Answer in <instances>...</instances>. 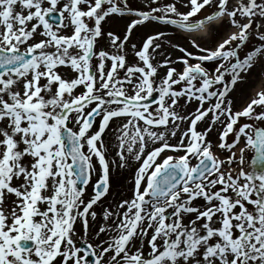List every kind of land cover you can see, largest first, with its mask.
I'll list each match as a JSON object with an SVG mask.
<instances>
[{"label": "snow or ice", "instance_id": "obj_1", "mask_svg": "<svg viewBox=\"0 0 264 264\" xmlns=\"http://www.w3.org/2000/svg\"><path fill=\"white\" fill-rule=\"evenodd\" d=\"M147 8L128 0H0V264H88L87 256L94 264H264V126L255 123L264 125V90L239 110L229 95L264 57V0H149ZM225 19L237 31L214 48L192 39L199 54L172 45L183 54L173 60L159 51V30L130 44L146 22L206 33ZM121 20L123 29L104 27ZM253 27L262 43L241 59ZM101 40L107 48L97 49ZM217 61L211 73L203 66ZM193 102V111H178ZM113 119L122 122L112 130L110 161L104 135ZM213 130L215 145L206 139ZM130 160L137 162L131 196L102 208L98 243L78 247L75 225L86 243L94 206L110 193L111 168Z\"/></svg>", "mask_w": 264, "mask_h": 264}, {"label": "rangeland", "instance_id": "obj_2", "mask_svg": "<svg viewBox=\"0 0 264 264\" xmlns=\"http://www.w3.org/2000/svg\"><path fill=\"white\" fill-rule=\"evenodd\" d=\"M149 0H128V3L137 8V9H144L148 10L147 4ZM172 2V0H158V4L162 5L164 3ZM234 3L235 0H232ZM258 2H261V0H258ZM177 8L180 11H186L187 9L183 8L180 3H177ZM211 9L206 8L205 10L202 11L199 15H205L208 12H210ZM259 19V18H257ZM125 20H128V18H125ZM155 24H149L146 26L138 27L133 35L131 36L130 44H136L139 46L140 42L144 39L146 34L153 32V31H162L165 33V36L162 38L161 41H158L162 44V49L159 51H163L164 54L168 55L170 54L171 58L175 60L176 57L182 56L183 54L178 51V49L173 48L172 45H179L181 47L186 48L189 51L199 53L198 49H194L191 46L190 41L192 39H195L198 44H200L201 47L203 48H214L217 43L221 42L223 39H225L231 32L237 31L234 27L230 26L228 23L227 19L223 21L221 25H214V27L208 31L207 35L204 34H196V35H191L189 32L185 31H180L177 33L176 30H163L160 29V27H154L152 26ZM124 26V20L119 21L116 24H108V29L109 30H115L117 27L120 29H123ZM107 30V26H106ZM260 32L264 33V27L260 28ZM253 34L249 36V39L246 41L245 45L242 46L241 49H239V57L243 59V57L249 52L254 50L256 47H258L262 42L259 41V39L254 35L255 33V28L253 27L252 29ZM70 34V33H68ZM236 42H233V46L235 45ZM108 47V42L105 40H101L97 44V49L100 48H107ZM130 47V45H129ZM109 51H115V49H108ZM131 56L132 53L131 51H128V58L129 61H131ZM162 57L158 56L156 59L160 60ZM154 63L156 61H153ZM93 63L95 64V58L93 60ZM217 62H208L205 64V68H208L209 72L211 73L213 69L216 67ZM62 74L64 73V70L61 69ZM242 79L238 80L237 83L233 86V90L230 92V98L233 100V109L234 110H239L242 106H244L251 98H253L256 94L257 91L264 90V57H257L254 62H253V67L246 73H241ZM227 78V77H226ZM43 83V81H41ZM183 105V102H181ZM196 105V104H195ZM195 105L190 104V106L186 105L179 111H181L182 114H186L187 112H191L194 110ZM197 106V105H196ZM207 106V105H206ZM122 121L120 119H114V122L111 125V128L109 130V133L106 134V138H104L105 142L110 145V149L108 152L107 158L111 161L113 159H116L114 154L116 148H114L113 144V136L114 132L112 131L115 129ZM246 122L244 118H241L240 123ZM252 123V121H247ZM258 126H264L260 125L259 122H255ZM71 126V125H69ZM182 128H186V124L181 125ZM205 127V124L203 123H198L197 130L202 131ZM179 138V135L175 139H171L170 142L173 140H177ZM207 140H210L213 142L215 145L218 140V131L213 130L209 132L208 136L206 137ZM233 139L232 134H229L228 137L226 138L227 141H231ZM242 146V145H241ZM213 152L215 154L220 155L221 158L225 157L228 155L227 152H224L216 147L213 148ZM181 154V153H177ZM237 155H239L238 149H237ZM252 153L246 152L245 153V164H244V170L247 171V166L249 165L250 162V157ZM195 163V161H193ZM137 166V162L135 161H129V166L126 168H119V167H112L110 171V183H111V188H110V193L107 195L106 198L103 199L102 204H97L95 207V210L98 213L99 219L102 220V212L101 209L104 207H109L111 208L115 204H117L121 199H127L131 196V188L132 184L131 182L129 183L130 178L133 175V169ZM233 168V174H236L238 172L240 165L239 163H234L232 166ZM94 178V176H93ZM219 187V186H218ZM118 188V189H117ZM87 192L91 193L90 186L87 188ZM196 203L202 204V200L196 201ZM5 205L7 207H11V199L6 198L5 200ZM7 207L5 210L7 211ZM44 206L41 205V208ZM38 220L39 217H36ZM110 222V221H109ZM78 234L77 236H73L74 241H78ZM103 238V237H101ZM86 243H92L93 245L98 243V239L95 236H91L86 238ZM145 249L148 250L147 246L145 245ZM149 251V250H148ZM145 255H147L146 252H144ZM79 255L83 256V253L81 252Z\"/></svg>", "mask_w": 264, "mask_h": 264}, {"label": "bare ground", "instance_id": "obj_3", "mask_svg": "<svg viewBox=\"0 0 264 264\" xmlns=\"http://www.w3.org/2000/svg\"><path fill=\"white\" fill-rule=\"evenodd\" d=\"M195 35L196 34H206V33H202V32H193ZM106 132H108V131H106ZM250 170V168H249V165L247 166V171H249ZM99 219V216L97 217V222L95 223V224H92L91 222H90V229H89V233H88V238L90 237V235L91 236H94V231L97 229V226H98V224L102 221V220H98ZM109 223H111V221L109 222ZM75 227H76V229H77V234H81V232H82V230H81V227H80V225H79V223H77L76 225H75ZM144 252H146L147 254H148V250L147 249H144Z\"/></svg>", "mask_w": 264, "mask_h": 264}, {"label": "water", "instance_id": "obj_4", "mask_svg": "<svg viewBox=\"0 0 264 264\" xmlns=\"http://www.w3.org/2000/svg\"><path fill=\"white\" fill-rule=\"evenodd\" d=\"M84 248L86 249V246H84ZM88 257H90V256H88Z\"/></svg>", "mask_w": 264, "mask_h": 264}]
</instances>
